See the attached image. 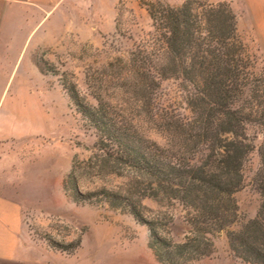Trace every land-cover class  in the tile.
<instances>
[{"label": "trees", "instance_id": "1", "mask_svg": "<svg viewBox=\"0 0 264 264\" xmlns=\"http://www.w3.org/2000/svg\"><path fill=\"white\" fill-rule=\"evenodd\" d=\"M147 13L153 30L125 60L117 57L123 64L112 76L115 96L88 73L91 100L80 94L73 80H61L75 110L95 133L97 156L144 176L147 188L139 197L130 190L82 192L74 167L63 179V188L77 204H106L145 225L148 248L161 264H195L211 256L214 238L222 231H227L235 258L264 264V75L254 71L255 61L226 1L181 0L174 7L157 0L148 4ZM166 80L177 83L186 112L151 113L158 141L120 93H141L143 103L150 104L148 93L151 96ZM250 126L263 130L254 176L261 202L252 219L229 230L239 220L235 192L244 182V166L255 146L246 133ZM145 197L181 206L188 225L181 241L167 232L171 218L151 212L141 202Z\"/></svg>", "mask_w": 264, "mask_h": 264}, {"label": "rangeland", "instance_id": "2", "mask_svg": "<svg viewBox=\"0 0 264 264\" xmlns=\"http://www.w3.org/2000/svg\"><path fill=\"white\" fill-rule=\"evenodd\" d=\"M155 1L63 0L61 7L48 20L44 19L32 35L27 59L38 71L45 72L39 71L41 77L37 83V134L20 139L19 149L14 148L22 157L29 156L28 161H19L14 178L16 196L23 206L25 234L34 249L76 256L88 264H161L148 248L145 225L137 223L127 212L113 210L106 204H77L62 185L74 167L82 192L106 188L130 190L137 197L144 194L147 178L127 166L97 156L93 148L95 133L75 110L61 80H73L80 94L87 96L85 75L88 73L115 96L116 81L112 76L123 64L117 57L125 60L128 51L153 30L147 6ZM159 1L174 7L181 4V0ZM208 1H226L230 5L238 34L255 61L254 71L264 75V5L260 11H251L246 0ZM148 95L146 102L150 104L143 103L141 93H120L121 98L130 101L133 113L144 121L148 135L161 141L157 131L151 130V113L157 109L171 114L186 112V103L174 80L162 82ZM262 131L258 126L247 128L246 133L255 146L244 166V182L235 192L239 220L229 230L252 219L261 202L254 176ZM141 202L151 212L171 218L167 232L173 240L184 238L188 225L183 221L180 205L146 197ZM226 232L216 234L212 255L195 264H251L231 254Z\"/></svg>", "mask_w": 264, "mask_h": 264}, {"label": "crops", "instance_id": "3", "mask_svg": "<svg viewBox=\"0 0 264 264\" xmlns=\"http://www.w3.org/2000/svg\"><path fill=\"white\" fill-rule=\"evenodd\" d=\"M246 1L251 11H260L264 5V0ZM62 2L0 0V264H88L76 256L30 246L14 178L19 161L29 160L14 148L19 149L20 139L37 134L41 74L27 59L28 45L36 27L53 16Z\"/></svg>", "mask_w": 264, "mask_h": 264}]
</instances>
